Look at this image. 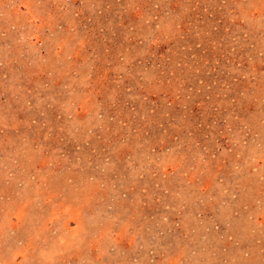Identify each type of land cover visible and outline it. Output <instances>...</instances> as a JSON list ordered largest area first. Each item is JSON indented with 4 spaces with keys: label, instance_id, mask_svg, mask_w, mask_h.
Listing matches in <instances>:
<instances>
[{
    "label": "rangeland",
    "instance_id": "obj_1",
    "mask_svg": "<svg viewBox=\"0 0 264 264\" xmlns=\"http://www.w3.org/2000/svg\"><path fill=\"white\" fill-rule=\"evenodd\" d=\"M0 264H264V0H0Z\"/></svg>",
    "mask_w": 264,
    "mask_h": 264
}]
</instances>
